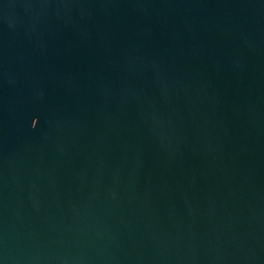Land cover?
Segmentation results:
<instances>
[{
	"label": "water",
	"instance_id": "95a60500",
	"mask_svg": "<svg viewBox=\"0 0 264 264\" xmlns=\"http://www.w3.org/2000/svg\"><path fill=\"white\" fill-rule=\"evenodd\" d=\"M0 264H264V0H0Z\"/></svg>",
	"mask_w": 264,
	"mask_h": 264
}]
</instances>
